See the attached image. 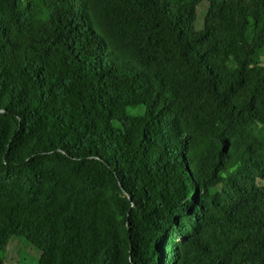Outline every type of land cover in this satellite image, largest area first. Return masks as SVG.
<instances>
[{"label": "trees", "instance_id": "trees-1", "mask_svg": "<svg viewBox=\"0 0 264 264\" xmlns=\"http://www.w3.org/2000/svg\"><path fill=\"white\" fill-rule=\"evenodd\" d=\"M264 0H0V264H264Z\"/></svg>", "mask_w": 264, "mask_h": 264}, {"label": "rangeland", "instance_id": "rangeland-1", "mask_svg": "<svg viewBox=\"0 0 264 264\" xmlns=\"http://www.w3.org/2000/svg\"><path fill=\"white\" fill-rule=\"evenodd\" d=\"M264 67V51L258 63H250L246 70L247 77L253 78ZM7 264H39L41 251L26 240L16 238L11 241L3 254Z\"/></svg>", "mask_w": 264, "mask_h": 264}]
</instances>
